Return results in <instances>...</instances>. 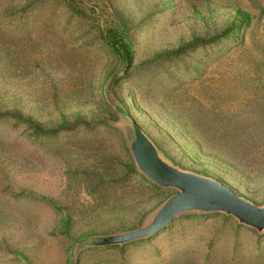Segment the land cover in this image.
<instances>
[{"label": "rangeland", "instance_id": "374dc122", "mask_svg": "<svg viewBox=\"0 0 264 264\" xmlns=\"http://www.w3.org/2000/svg\"><path fill=\"white\" fill-rule=\"evenodd\" d=\"M134 125L263 207L264 0H0V264H264V231L223 213L98 245L178 193L138 168Z\"/></svg>", "mask_w": 264, "mask_h": 264}, {"label": "water", "instance_id": "95a60500", "mask_svg": "<svg viewBox=\"0 0 264 264\" xmlns=\"http://www.w3.org/2000/svg\"><path fill=\"white\" fill-rule=\"evenodd\" d=\"M133 131L137 143L132 147V154L140 171L155 185L175 189L178 193L161 206L151 225L102 240L99 246H123L156 236L184 212L223 213L244 226L264 231V206H256L215 179L185 172L168 164L138 127L134 125Z\"/></svg>", "mask_w": 264, "mask_h": 264}, {"label": "trees", "instance_id": "16d2710c", "mask_svg": "<svg viewBox=\"0 0 264 264\" xmlns=\"http://www.w3.org/2000/svg\"><path fill=\"white\" fill-rule=\"evenodd\" d=\"M240 14H241L242 22H247V23L250 22V17L248 14H245V13H240ZM240 27H241V24L239 25L235 24L231 29L226 31L224 34L229 35L235 30H238ZM107 37H108L110 48L118 54L119 58L129 63L132 58V49H131V43L128 40V36L125 35V29L123 28V26L112 27L111 29H109L107 32ZM37 130L40 131L39 128ZM41 132L44 133L43 131Z\"/></svg>", "mask_w": 264, "mask_h": 264}]
</instances>
